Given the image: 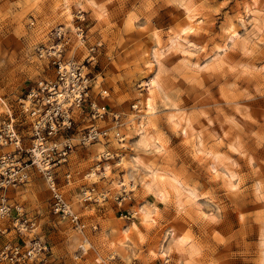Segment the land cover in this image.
I'll use <instances>...</instances> for the list:
<instances>
[{"label":"rangeland","instance_id":"obj_1","mask_svg":"<svg viewBox=\"0 0 264 264\" xmlns=\"http://www.w3.org/2000/svg\"><path fill=\"white\" fill-rule=\"evenodd\" d=\"M230 3L231 7L227 0H208L206 5L201 0L39 4L0 0V129L11 116L12 126L27 140L28 124L20 103L39 81L54 80V66L38 56L48 49L59 50L63 61L85 66L93 91L106 90L109 112L120 115L119 127L111 117L103 123L109 129L107 143L94 144L88 151L73 147L68 188L59 185L85 225L83 230L51 215L49 189L41 176L31 177L10 195L35 223L36 236L48 244L50 264H165L166 259L185 264L188 257L178 253L187 240L205 264H264V51L253 54L249 48L250 33L264 24V0L256 6L252 0ZM187 8L199 13L192 32L208 30L216 38L212 55H194L202 44L192 32L180 34V46L166 52L168 38L188 22ZM185 41L197 48L185 49ZM230 48L236 51L230 53ZM151 79L153 113L139 119L147 110ZM140 120L145 122L144 132L155 143L160 140L168 161L167 168L154 170L182 184L179 199L170 192L165 201L174 196L176 219L188 230L165 228L151 235L150 225H143V230L138 225L142 240L110 246L107 227L120 231L134 222L128 201L137 207L153 199L138 202L135 193L120 189L128 196L121 207L115 201L119 193L110 190L112 183H127L128 176L139 179L131 167L122 171L116 163H132L133 158L147 163L142 154L149 149L136 145L135 122L138 128ZM8 151L0 147V155ZM192 157L205 164L192 162ZM109 170L117 176L115 181H108ZM136 188L139 191L140 185ZM90 189L93 195L107 193V199L81 203V193ZM14 238L10 229L0 237V246ZM173 247L176 252L166 258L165 250L171 252Z\"/></svg>","mask_w":264,"mask_h":264},{"label":"built area","instance_id":"obj_2","mask_svg":"<svg viewBox=\"0 0 264 264\" xmlns=\"http://www.w3.org/2000/svg\"><path fill=\"white\" fill-rule=\"evenodd\" d=\"M38 56L49 59L56 74L53 81H39L21 100V113L28 124L27 140L14 129L8 115L9 123L0 129V147L10 148L0 155V237L10 229L16 233L14 239L0 246V264H50L51 251L46 242L37 236L28 237L27 242L22 240L19 228L34 231V227L24 208L10 197L14 189L35 175L43 177L47 184L51 215L74 228H83L78 213L59 189L60 183L63 187L69 184L70 154L76 146L88 151L94 144L107 143L109 129L103 123L108 117L114 127H119L120 115L109 112L105 103L107 91H93L85 66L72 60L63 61L60 51L55 49L39 52ZM59 171H63L61 181ZM121 191L115 196L119 205L128 198ZM92 192V189L83 191L81 203L107 199L105 192L96 195Z\"/></svg>","mask_w":264,"mask_h":264},{"label":"clouds","instance_id":"obj_3","mask_svg":"<svg viewBox=\"0 0 264 264\" xmlns=\"http://www.w3.org/2000/svg\"><path fill=\"white\" fill-rule=\"evenodd\" d=\"M37 4L42 3L43 0H35ZM231 0H227V3H230ZM261 0H252L253 6H256L260 4ZM208 3V0H201V5H206ZM226 7V4H223V8ZM39 11V9H38ZM255 28V26H253ZM193 38L199 39L200 43L202 44V47L197 49L194 53L195 56H199L201 54H207L212 55L215 53L216 45L218 43L215 42L216 38L212 37L208 30L201 31L197 33L192 34ZM251 40L249 43V48L252 50L253 54H255L258 51H264V24L261 25L260 30L253 31L250 33ZM207 38V39H204ZM187 46L189 48L192 47L191 44H188L187 41H185ZM209 45H211V48H209ZM236 50L229 49L230 53H234ZM207 55L205 58H207ZM104 95H107V93H104ZM209 124H211V121H209ZM228 137L225 135L224 139H227ZM198 139V137H197ZM223 147H227V145H223ZM191 155V154H190ZM142 156L147 160V163H144L141 161V159H136L132 163H116L115 168L120 170H125L129 167L133 169V172L139 179H135L128 176L127 183H112L113 186H111V191H115L116 193H119L120 189H124L125 192H132L135 193L136 197L139 201H145L148 197H152L151 203H144L141 205L139 211L135 212L130 219L134 221L131 225H139L140 230H143V216L141 215L142 210L147 208L152 211V215L154 217V222L150 225L149 229L147 230L148 233L156 234L161 231H164L166 228L168 232H170L171 228L180 229L183 232L187 231V225L180 223L175 216V211L172 207L174 196H170L169 201H162L159 198V191L160 189L158 187H149L151 183V178L154 175V169H158L160 167L167 168L168 167V161L165 159V152L164 148L161 147L160 140H157L152 147L145 151ZM192 162H196L199 165H204L205 163H202L199 160L193 159ZM231 163V162H230ZM133 164H135V167H132ZM184 162H181V168H183ZM188 166H191V163L188 164ZM235 166V165H233ZM112 170H109L108 174V181H115L117 179V176H113L111 174ZM118 175V174H117ZM163 179L162 177L158 178L157 184H159V180ZM132 181V186L129 187V181ZM140 185V190L137 191L136 185ZM164 190H168L171 192V189L168 187L167 184L164 186ZM155 197V198H154ZM125 204L124 201L120 202L121 207H123ZM160 205H163V207H159ZM164 205H167L165 207ZM129 207H136L135 204L131 203V200L128 201ZM167 234V233H165ZM175 235H173L172 242L174 243ZM192 247V241L187 240L184 243L183 251L178 253L181 256H187V260L185 261V264H205V261L200 257L199 253L191 251ZM85 249L87 250V246H85ZM86 252V251H85ZM173 252H176L175 247L172 248L171 252L168 250H165V256L166 258L171 257ZM115 255H119L116 253ZM114 258V257H113ZM130 264V262H129ZM165 264H171L170 259H166ZM179 264V262H177Z\"/></svg>","mask_w":264,"mask_h":264},{"label":"bare ground","instance_id":"obj_4","mask_svg":"<svg viewBox=\"0 0 264 264\" xmlns=\"http://www.w3.org/2000/svg\"><path fill=\"white\" fill-rule=\"evenodd\" d=\"M57 4V3H56ZM58 7V4L57 6ZM60 7V5H59ZM264 8V7H263ZM63 10V9H62ZM185 11V10H184ZM61 12V11H60ZM186 16L188 18V22L186 23L185 26H181L182 28H180L179 32L176 34L174 33V35L170 36L168 39L169 41V47L168 49H166V52H169L170 50H172L173 48H177L180 46L179 44V40H180V34L184 33V32H192L193 31V23H196L197 18L199 17V13L194 11L191 8H187L186 9ZM258 21V20H257ZM257 23V22H256ZM230 30H233V28L230 27ZM194 33V32H192ZM233 34V33H231ZM192 35V34H191ZM158 40V39H157ZM158 42V41H157ZM167 43V42H166ZM181 43V42H180ZM159 44V43H158ZM186 44V43H185ZM188 44H191L192 47L189 48L187 45L185 47V49L187 50H195L197 47L191 43L188 42ZM184 47V46H183ZM55 48L59 49V45H57ZM187 53V52H184ZM164 56V53H161ZM192 54V53H191ZM189 55V54H187ZM161 56V55H160ZM154 82V79H151V81L147 82L148 85V90L147 93L149 94L151 91V88L153 87L152 84ZM147 98V110H145L143 112V114H139L138 118L141 119L142 117H146L148 115H151L153 113L152 111V107H151V97L150 94L146 97ZM141 105V104H140ZM11 117V116H9ZM135 119V118H134ZM170 123L174 125V121L171 119ZM138 124V123H137ZM136 122H135V129H136V136H137V140H136V145L138 146V148H141L143 150H147L150 149L152 147V145L155 144L154 140L152 139L151 136H149L148 134H146V132H144V126H145V122L140 120L139 121V126L138 128H136ZM136 146V147H137ZM144 152V151H143ZM138 158H133L132 160L135 161ZM118 162V161H117ZM119 162H123V159L121 158V160H119ZM154 175L151 178V183L149 185V187H158L160 189L159 191V198L162 201H165V198L168 197L169 194H174V196L179 199V197L182 195V184L181 182L175 178V177H170L167 176L166 174H164L161 171L158 170H154ZM92 176V175H90ZM162 177L163 179L159 180V184H157V180L158 178ZM134 178V177H133ZM165 184L168 185V187L171 189V193L168 190H164V186ZM69 185V184H68ZM63 188H68V186H64ZM87 195V194H86ZM88 197V196H86ZM163 198V199H162ZM179 200H177L178 202ZM176 202V201H175ZM144 204V203H143ZM142 204H139L137 207H133L132 208V215L139 211L140 207ZM177 207H179L180 205L177 204ZM131 209V208H130ZM141 215L143 216L144 220H143V225L144 226H149L154 222V217L152 215V211L145 208L142 210ZM55 217V216H54ZM58 219V218H57ZM60 220V219H59ZM31 223L33 224V227H35V223L31 220ZM133 222H130L128 224L123 225V228L121 230V234H120V239L118 240V243H124L130 240V235H133L134 237H136V239L138 240H142V234L138 228V225H131ZM71 225V224H70ZM84 225V224H83ZM72 226V225H71ZM78 231H81L85 228V225L83 226V228H74ZM20 233H21V237L22 240H24L25 242H27L26 240L28 239V237H33L36 236V234L34 233L33 230L29 231L27 228L25 227H20ZM9 233V232H8ZM7 233V234H8ZM15 233V232H14ZM18 233V232H17ZM16 234V233H15ZM117 234L116 230L113 228H109V234L108 235H114ZM10 241V240H7ZM112 245V243H111ZM152 254H154V252H151Z\"/></svg>","mask_w":264,"mask_h":264},{"label":"crops","instance_id":"obj_5","mask_svg":"<svg viewBox=\"0 0 264 264\" xmlns=\"http://www.w3.org/2000/svg\"><path fill=\"white\" fill-rule=\"evenodd\" d=\"M112 224L115 225V226H119L120 225L119 222H115L113 220H112ZM109 228L111 229V227L108 226L106 230H107V237H111L112 238V240H110V242H109L110 246H119V247L122 246V247H124L125 245H127V243L130 244V243H133L134 240H138L133 235H130V240L129 241L124 242V243H118V240L120 239L121 230H122L123 227L121 228L120 231H118L117 229L113 228L117 232V234H114V235H108L109 234ZM111 243H112V245H111Z\"/></svg>","mask_w":264,"mask_h":264},{"label":"snow or ice","instance_id":"obj_6","mask_svg":"<svg viewBox=\"0 0 264 264\" xmlns=\"http://www.w3.org/2000/svg\"><path fill=\"white\" fill-rule=\"evenodd\" d=\"M232 5H231V3H229V5H228V7H231ZM225 11H227V9H224Z\"/></svg>","mask_w":264,"mask_h":264}]
</instances>
